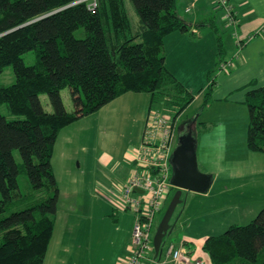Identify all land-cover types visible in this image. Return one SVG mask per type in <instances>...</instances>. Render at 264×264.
<instances>
[{
    "label": "trees",
    "instance_id": "trees-1",
    "mask_svg": "<svg viewBox=\"0 0 264 264\" xmlns=\"http://www.w3.org/2000/svg\"><path fill=\"white\" fill-rule=\"evenodd\" d=\"M131 1L137 23L126 0H97L94 10L84 0H0V73L11 64L15 74L14 82L0 84V105L23 116L8 118L0 110V264L44 263L59 197L51 157L62 127L127 91L149 92V111L158 102L174 119L194 99L165 65L164 37L190 26L176 1ZM222 45L218 38L220 58ZM28 50L36 54L31 65L22 57ZM66 86L72 110L61 94ZM43 92L52 111L41 103ZM246 103L248 148L264 152V86L250 88ZM199 130L193 128L194 136ZM15 149L33 198L20 188ZM203 248L212 264H264V208L247 224L209 235Z\"/></svg>",
    "mask_w": 264,
    "mask_h": 264
},
{
    "label": "crops",
    "instance_id": "crops-1",
    "mask_svg": "<svg viewBox=\"0 0 264 264\" xmlns=\"http://www.w3.org/2000/svg\"><path fill=\"white\" fill-rule=\"evenodd\" d=\"M175 1L178 14L190 26L188 30H175L164 37L167 68L188 84L179 77L178 69L191 67L190 59H197L194 67L210 70L216 49L218 55L220 38L222 58L225 59L220 63L219 71L217 69V81L214 79L215 96L207 104L212 106L221 100L246 102L250 88L264 86V0H229L237 16L232 32L229 29L232 26L227 23L222 10H217L213 0ZM189 6L191 9L187 11ZM227 62L226 68L221 67ZM236 92L237 96L234 95ZM118 97L120 95L110 103ZM86 117L62 127L53 146L51 165L59 197L54 229L43 264H127L132 251L135 213L126 207L123 186L138 167L135 158L139 150L132 148L118 158L106 150L90 154L88 144L78 147L73 132L79 128L76 123L81 121L84 124ZM184 121H190L191 127L197 130L202 125L206 131L213 121L220 123L223 119L216 115L213 119L206 116L200 121L186 118L181 123ZM203 130L196 133V143ZM183 225L177 217L171 234L178 238L163 242L162 248L165 249L170 241L184 242L194 258L212 264L203 248L209 235L198 240L184 231L180 235Z\"/></svg>",
    "mask_w": 264,
    "mask_h": 264
},
{
    "label": "rangeland",
    "instance_id": "rangeland-1",
    "mask_svg": "<svg viewBox=\"0 0 264 264\" xmlns=\"http://www.w3.org/2000/svg\"><path fill=\"white\" fill-rule=\"evenodd\" d=\"M126 8L132 22L137 23L139 17L131 0H126ZM229 29L233 31V27ZM22 57L29 65L36 61L34 50L26 51ZM211 59L214 60L210 70L202 71V67H194L197 59H195L197 61L190 59L192 61L190 66L194 67V70L191 71V67L178 69L180 70L179 77L188 84L177 79L192 95H197V97L177 116L176 120L172 116L173 113L166 112L175 121V141L179 126L186 118L200 121L206 116L213 119L216 115H221L223 119L220 123L213 121L210 129L206 131L203 130L204 126H199L200 131L204 132H200L198 143H196L197 165L201 172L211 176L209 188L206 191L183 190V200L177 205L170 220L174 227L179 217V221L184 224L180 235L185 232L197 240L207 235L221 234L233 224H247L264 208V152L248 148L249 108L247 103L238 100H221L215 101L212 106L206 104L210 98L215 96L214 84H212L210 96L205 89L212 80L217 81L219 60L225 58H220L216 49ZM14 81L13 66L6 65L0 73V84L9 85ZM61 94L66 108L74 109L76 105L71 95V87L62 88ZM234 95L237 96V92ZM39 97L44 109L52 111L48 94L43 92ZM106 104L86 114L87 121L84 124H81V121L76 123L79 128L73 132L76 137L75 144L78 142V147L88 144L90 154L106 150L118 158H121L125 152L131 151L132 148L139 150L143 143L144 129L150 113L151 94L146 91H128L121 94L113 103ZM158 104V102L153 103L154 107ZM0 110L8 118L23 117L11 114L5 103L0 105ZM14 156L21 167L20 188L26 198L29 196L33 198L34 189L29 187L28 177L23 169L18 149L14 150ZM175 191V186L170 188L165 207ZM34 197H37L36 194ZM166 208L155 216L153 235ZM172 230L167 233L164 242L178 238L176 234H171ZM239 263L237 261L235 264Z\"/></svg>",
    "mask_w": 264,
    "mask_h": 264
},
{
    "label": "built area",
    "instance_id": "built-area-1",
    "mask_svg": "<svg viewBox=\"0 0 264 264\" xmlns=\"http://www.w3.org/2000/svg\"><path fill=\"white\" fill-rule=\"evenodd\" d=\"M84 1H87L88 7L92 10L97 6V0ZM213 2L222 10L227 23L235 28L237 16L232 3L229 0ZM190 9V6L187 7V11ZM227 66L228 62L221 64L223 68ZM174 139L175 121L162 109L152 108L144 129L142 146L135 158L138 167L123 186L126 207L135 213L131 238L132 251L127 264H205L203 259L192 256L184 242L177 244L170 241L165 249L162 248L158 258L154 257L155 216L164 208L169 190L173 187L171 157Z\"/></svg>",
    "mask_w": 264,
    "mask_h": 264
},
{
    "label": "water",
    "instance_id": "water-1",
    "mask_svg": "<svg viewBox=\"0 0 264 264\" xmlns=\"http://www.w3.org/2000/svg\"><path fill=\"white\" fill-rule=\"evenodd\" d=\"M171 162L173 166L171 183L177 189L153 235L155 258L160 255L165 236L173 229L170 220L177 205L183 200V190L206 191L211 183V176L198 169L196 137L194 136L193 128L179 135L178 143L172 152ZM136 190L142 191L140 189Z\"/></svg>",
    "mask_w": 264,
    "mask_h": 264
},
{
    "label": "flooded vegetation",
    "instance_id": "flooded-vegetation-1",
    "mask_svg": "<svg viewBox=\"0 0 264 264\" xmlns=\"http://www.w3.org/2000/svg\"><path fill=\"white\" fill-rule=\"evenodd\" d=\"M191 122L190 121H187V122H183L182 124H180L179 126V132H178V136H177V140L175 141V145H177L178 143V138H179V135L183 132H187L191 127ZM172 170H173V166H172ZM177 189V188H176ZM185 190V189H184Z\"/></svg>",
    "mask_w": 264,
    "mask_h": 264
}]
</instances>
